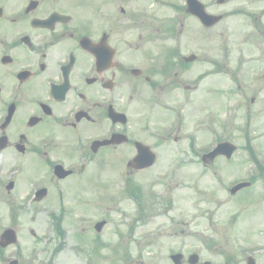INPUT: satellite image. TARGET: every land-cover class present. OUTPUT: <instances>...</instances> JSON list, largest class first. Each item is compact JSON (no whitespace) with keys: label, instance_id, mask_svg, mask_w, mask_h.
Listing matches in <instances>:
<instances>
[{"label":"flooded vegetation","instance_id":"flooded-vegetation-1","mask_svg":"<svg viewBox=\"0 0 264 264\" xmlns=\"http://www.w3.org/2000/svg\"><path fill=\"white\" fill-rule=\"evenodd\" d=\"M151 2L158 7L146 18L141 14L148 15ZM165 5L164 0H0L1 210L9 207V182L19 192L21 210L42 204V196L55 209L87 204L95 179L137 173L119 171L117 160L127 164L152 147L153 109L179 111L167 100L173 91L183 94L185 121L191 109L186 91H200L203 73L227 79L233 73L229 66L248 63L218 61L213 54L189 63L180 49L156 43L153 31H170ZM253 46L264 60V44ZM195 63L202 65L197 74ZM216 86L209 84L214 93ZM57 165L71 174L58 178ZM92 167L97 172H88ZM257 208L241 210L233 215L238 219L221 225L216 212L196 233L195 251L179 252L181 264H264V220L253 218ZM208 228L214 235H203Z\"/></svg>","mask_w":264,"mask_h":264},{"label":"rangeland","instance_id":"rangeland-1","mask_svg":"<svg viewBox=\"0 0 264 264\" xmlns=\"http://www.w3.org/2000/svg\"><path fill=\"white\" fill-rule=\"evenodd\" d=\"M164 1L166 3L163 7L164 17L168 19L166 24L173 23L175 29H178L181 28V23H184L185 32L182 35L179 33V40L185 53L194 50L202 53L200 49L209 48L212 50L208 53L210 55L216 52L218 55H225L219 52L226 48V44H232L238 45L236 60L240 58L239 54H244L240 44L244 43L246 38L250 41L244 49L252 50L248 52L250 54L257 56L260 54L253 45L264 44V0H224L223 4H220L219 0H201L209 13L224 15L223 21L211 29H204L197 19L180 8L185 5L184 0ZM149 6L152 8L148 15L141 14L146 18H150L158 7L152 2ZM176 8L180 9L181 13ZM152 33L155 39L159 38L156 43L170 46L175 43L176 32L174 40L170 39L168 31ZM247 58L255 60L252 56ZM196 65L195 74L199 73L197 69L202 67L201 63L193 66ZM248 66L249 72H254L264 66V60L249 61ZM230 68L229 66L228 69ZM225 70L228 72L226 68ZM185 79L188 83L194 84L193 77ZM232 81L233 75L229 79L221 75H209L202 82L208 84H205L199 93H196L197 87L196 89L191 87L186 91L190 95V107L195 103L194 109L191 108L192 112L190 109L187 112L197 120H193V126L189 124L181 128L174 142L157 144L154 141V146L159 147L161 157L148 173L138 176V184L143 187L146 196L144 204L142 201V208L125 193L124 182L126 184L128 175L122 172L126 177L122 175L118 183L112 182L105 174L99 180L100 183H97L98 187L104 185L106 193L103 195L104 205L95 203L99 197L93 202L95 199L88 195L87 198H90L87 204L84 203L80 207L72 205L76 210L69 206L71 211L64 212L65 217L67 216L64 223L66 235L61 240L55 236L50 217L51 212H59L58 208L49 212L46 208L42 209V204H37V207L30 211L11 210L8 220H5L0 211V232L6 226H14L18 232L16 245L5 249L0 247L3 256L9 257L10 260L18 259L20 264H173L170 259L172 253L182 251L186 255L196 249L199 244L196 233L205 230L204 225L207 224L212 210H218L220 225L229 219L231 211L242 208L247 211L246 213L250 212L252 203L235 208V202L229 199L228 188L234 181L240 179L241 175V179L250 177L255 168L252 163L246 161L249 156L245 148L248 140L246 135L253 148L257 149V155H264L263 80L260 81L258 92L242 91L245 92L242 93V99L247 104V109L234 111L230 115L232 128L230 139L238 148L229 161L223 157L219 158L212 167L202 165L199 159H195L194 162L187 161L182 165L178 163L183 153L186 157L189 155L187 151L191 134L195 133L198 137L195 148L199 157L214 145L211 132L217 128L218 121L223 119L226 92L231 97L229 99L231 102H236L238 98L230 88L233 85ZM212 82L217 84V93L212 92L211 87L210 93L206 90ZM249 89L253 88L249 86ZM193 95H196L195 100ZM182 97V92L175 90L167 100L180 104L178 102ZM153 110L152 118L162 121L164 113L160 109ZM209 110H212L211 115ZM198 115L199 117H196ZM211 118L214 121L211 122ZM165 121L166 118L162 122ZM220 131L217 129L214 132ZM251 189L254 197L264 194L261 175L258 174L253 179ZM99 191L102 192L100 188ZM249 191L252 190L242 191L239 197ZM90 192H93V189ZM8 196L10 204L20 205L19 192L12 191ZM254 204L258 208L253 218L257 221L259 218L264 220V196L261 202L255 199ZM102 220L107 223L100 232H97L96 224ZM208 231L209 228L203 235L206 237L214 235V232ZM209 245L214 246L212 243ZM223 250H226V245ZM0 264L9 263L0 258Z\"/></svg>","mask_w":264,"mask_h":264},{"label":"water","instance_id":"water-1","mask_svg":"<svg viewBox=\"0 0 264 264\" xmlns=\"http://www.w3.org/2000/svg\"><path fill=\"white\" fill-rule=\"evenodd\" d=\"M190 3V2H189ZM199 5V4H197ZM190 12L193 14L198 15L202 20H206L208 24H213L214 22L218 21V17H210L207 16L206 13L203 10L202 6H194L192 5V8L189 9ZM226 149V150H225ZM225 150V151H223ZM235 150V146L231 144H226V146H220L218 147L214 152L210 153L207 157L210 158L209 160H213L216 155H218L220 152H223L224 154H227L228 156H231L233 151ZM103 223H100L98 225V229L102 227ZM16 241V233L13 230H7L1 237V245L2 246H7L9 243L15 242Z\"/></svg>","mask_w":264,"mask_h":264}]
</instances>
